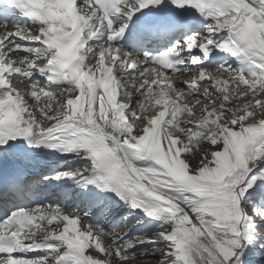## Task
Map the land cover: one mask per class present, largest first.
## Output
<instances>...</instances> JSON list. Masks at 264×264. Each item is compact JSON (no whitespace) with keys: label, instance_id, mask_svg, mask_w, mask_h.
I'll use <instances>...</instances> for the list:
<instances>
[{"label":"snow or ice","instance_id":"obj_1","mask_svg":"<svg viewBox=\"0 0 264 264\" xmlns=\"http://www.w3.org/2000/svg\"><path fill=\"white\" fill-rule=\"evenodd\" d=\"M0 264H264V0H0Z\"/></svg>","mask_w":264,"mask_h":264},{"label":"bare ground","instance_id":"obj_2","mask_svg":"<svg viewBox=\"0 0 264 264\" xmlns=\"http://www.w3.org/2000/svg\"><path fill=\"white\" fill-rule=\"evenodd\" d=\"M16 22L17 23H20V24L26 23V22H21V21H16ZM43 183H46V182H43ZM52 192H53V189L51 187H49L48 190H47V195L51 196L52 195Z\"/></svg>","mask_w":264,"mask_h":264},{"label":"rangeland","instance_id":"obj_3","mask_svg":"<svg viewBox=\"0 0 264 264\" xmlns=\"http://www.w3.org/2000/svg\"><path fill=\"white\" fill-rule=\"evenodd\" d=\"M54 199V198H53Z\"/></svg>","mask_w":264,"mask_h":264}]
</instances>
